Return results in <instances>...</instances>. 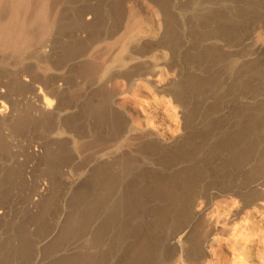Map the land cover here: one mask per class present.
Wrapping results in <instances>:
<instances>
[{"label":"rangeland","instance_id":"obj_1","mask_svg":"<svg viewBox=\"0 0 264 264\" xmlns=\"http://www.w3.org/2000/svg\"><path fill=\"white\" fill-rule=\"evenodd\" d=\"M0 26V264L231 256L264 212V0H0Z\"/></svg>","mask_w":264,"mask_h":264},{"label":"bare ground","instance_id":"obj_2","mask_svg":"<svg viewBox=\"0 0 264 264\" xmlns=\"http://www.w3.org/2000/svg\"><path fill=\"white\" fill-rule=\"evenodd\" d=\"M26 3V2H25ZM24 3V4H25ZM164 13V12H163ZM165 14V13H164ZM20 15V14H19ZM167 15V14H165ZM2 16V15H1ZM6 16V15H5ZM9 16V15H8ZM7 16V17H8ZM17 16V13H16ZM15 16V17H16ZM27 16V15H26ZM40 16V15H39ZM13 17V16H12ZM36 17V16H35ZM43 17V16H42ZM11 18V17H10ZM14 18V17H13ZM28 18V17H26ZM44 18V17H43ZM5 19V18H4ZM7 19V18H6ZM15 19V18H14ZM8 21H6L5 23L10 24L11 23V19H7ZM19 20V19H18ZM28 20V19H27ZM34 20V19H33ZM17 22V21H16ZM34 23H36L34 21ZM33 23V24H34ZM2 24V23H1ZM12 25V23H11ZM7 26V25H6ZM14 26V25H13ZM1 27V26H0ZM8 27V26H7ZM6 27V28H7ZM30 27V26H29ZM3 28V27H2ZM5 28V27H4ZM3 28V29H4ZM3 31V30H1ZM2 34V33H1ZM4 34V33H3ZM5 35V34H4ZM3 38V36H2ZM2 96V94L0 95ZM53 104H51L49 101H44L41 104V110L44 109H50L52 107ZM10 109L8 110L7 106H5V104L3 102H0V116H2V118L4 119L5 117H7V114H9ZM11 114V113H10ZM10 116V115H9ZM260 182V181H259ZM257 186V183H256ZM255 186V187H256ZM255 189V188H253ZM257 193V192H256ZM259 194V193H258ZM258 194H256L257 196H259ZM207 195V194H206ZM203 196V195H202ZM261 196V195H260ZM196 198V197H195ZM264 200V199H263ZM195 202V201H194ZM209 202V201H208ZM193 203V202H192ZM207 204V203H206ZM248 204V203H247ZM200 205V204H199ZM242 205V204H240ZM255 205V204H254ZM253 205V206H254ZM201 206V205H200ZM204 207V206H203ZM257 207V206H256ZM199 209V207H198ZM260 209V208H259ZM194 210V209H193ZM237 210V209H236ZM249 210V209H248ZM232 211V210H231ZM248 212V211H247ZM246 212V213H247ZM236 213V212H235ZM234 212L231 213V217H234ZM195 214V213H194ZM227 214V215H228ZM226 215V216H227ZM225 216V215H224ZM236 216V215H235ZM223 218V217H221ZM225 219V218H224ZM243 219V218H242ZM231 220V219H230ZM218 221V220H217ZM221 221V220H220ZM223 221V220H222ZM226 221V220H225ZM242 223H240V225H236V228L233 229L232 231H230L231 233H229V235L224 239L223 246H227L228 249L231 252V256H227L228 254H226L223 252V249L221 250V252L224 253V257H223V262L222 264H264V237L262 236L261 232L264 230V212L258 210L257 208H252L251 211L248 212L246 218H244L243 221H241ZM226 224V223H225ZM228 224V223H227ZM235 225V223H234ZM208 235V234H207ZM214 239V238H213ZM219 239V238H218ZM255 239H257L259 242L263 243L262 248L258 251L255 250V252L251 251V247L252 245L255 247L254 243H255ZM216 240V239H214ZM213 240V241H214ZM212 241V240H211ZM222 241V239L220 240ZM218 242V241H217ZM216 242V244H217ZM257 243V242H256ZM202 244V241H201ZM207 244V243H206ZM209 244V243H208ZM219 244V243H218ZM212 245V243H211ZM262 245V244H261ZM197 246V245H196ZM208 246V245H207ZM251 246V247H250ZM203 248V247H202ZM210 251L209 254L213 257L216 256L218 254L221 255V253H219L220 251H218L220 249L217 248H211L209 245ZM208 248V250H209ZM253 248V247H252ZM195 249V248H194ZM204 249V248H203ZM206 249V248H205ZM256 249V247H255ZM199 251V250H197ZM202 251V250H201ZM200 251V252H201ZM207 251V250H206ZM196 252V249H195ZM193 252V253H195ZM206 252V253H208ZM226 252V251H225ZM229 252V251H228ZM204 253V252H203ZM230 254V253H229ZM196 255V253H195ZM208 255V254H207ZM220 255H218L220 257ZM203 256V255H201ZM209 256V255H208ZM222 256V255H221ZM200 257V255L198 256ZM206 257V254H205ZM211 257V258H212ZM195 258V257H194ZM204 258V257H203ZM208 258V257H207ZM218 259V257H217ZM197 261V259H195ZM219 260V259H218ZM193 261V260H192ZM217 261V260H216ZM220 261V260H219ZM198 262V261H197ZM200 262V261H199ZM198 262V263H199ZM208 262V261H207ZM211 262V261H210ZM213 262V261H212ZM211 262V263H212ZM192 263V262H191ZM195 263V262H194ZM204 263V262H203ZM220 263V262H218ZM197 264V263H196ZM210 264V263H209ZM214 264V263H212Z\"/></svg>","mask_w":264,"mask_h":264}]
</instances>
